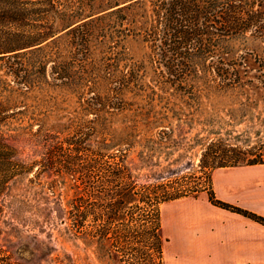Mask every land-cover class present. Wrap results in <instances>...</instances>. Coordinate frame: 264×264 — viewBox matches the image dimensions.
Listing matches in <instances>:
<instances>
[{
    "label": "trees",
    "instance_id": "obj_1",
    "mask_svg": "<svg viewBox=\"0 0 264 264\" xmlns=\"http://www.w3.org/2000/svg\"><path fill=\"white\" fill-rule=\"evenodd\" d=\"M250 64L256 74L249 73ZM46 91L74 94L85 114H95L101 107L125 110L123 98L128 93L163 95L169 111L176 107L171 98L201 91H241L264 100V0H0V188L17 170L27 172V167L11 163L23 142L39 152V159L32 162L37 163L34 175L46 176L51 169L60 173L66 166L72 173L84 170L81 162L88 150L79 149L84 141L44 133L39 126L23 137L20 125L12 121L15 114L25 113L19 97L21 102L32 92ZM153 105L142 104L147 109ZM260 114L263 129L255 132L258 137L252 144L211 140L202 151L207 158L202 166L264 164V110ZM67 128L74 134L79 130L76 123ZM131 153L126 148L102 158L95 154L82 172V185L74 186V198L65 211L76 235H89L83 223L97 210L109 223L127 204L144 202L161 264L158 205L199 193H205L211 204L264 226L263 216L216 199L210 177L207 188L140 184L145 199L135 198L136 183L127 164ZM89 168L96 171L94 179ZM97 178L101 184L94 183ZM88 196L95 201H87Z\"/></svg>",
    "mask_w": 264,
    "mask_h": 264
},
{
    "label": "rangeland",
    "instance_id": "obj_2",
    "mask_svg": "<svg viewBox=\"0 0 264 264\" xmlns=\"http://www.w3.org/2000/svg\"><path fill=\"white\" fill-rule=\"evenodd\" d=\"M247 69L249 73H257L253 64ZM20 99L18 105L25 113L15 114L12 121L20 125L23 137L39 126L44 133L57 132L65 138L73 135L76 142L78 139L84 141L79 147L88 150L81 162L83 171L92 163L95 154L102 158L115 149L132 151L127 164L134 176L137 199H145L140 195L143 191L140 184L161 182L181 187L186 183L207 188L213 168L202 166L207 159L202 151L209 141L250 145L258 137L255 132L263 129L258 115L264 110V100H255L241 91L229 94L201 91L180 98L176 96L170 99L176 103L174 112L164 107L165 96H150L148 92L135 96L128 93L123 98L128 106L125 110L101 107L95 114H85L76 96L66 92H32L21 102ZM147 101L156 105L147 109L142 106ZM70 123L78 125L77 133L67 128ZM129 130H132V137L127 134ZM159 134L163 138H159ZM151 150L150 158L145 160ZM14 155L11 163L27 167V172L19 174L17 170L0 188V264H160L144 202L132 201L120 209L119 218L109 223L104 212L97 210L83 223L89 235H76L65 211L74 198V186L82 185L79 180L83 171L72 173L66 166L60 173L51 169L46 171V176L34 175L37 163L32 162L39 159V152L37 147L26 142L16 147ZM88 175L94 179L95 169L89 168ZM250 176L264 179V168L252 171ZM98 181L99 178L94 183ZM259 197L264 201V189ZM92 198L88 196L86 200L95 201ZM263 201L254 207L264 209ZM171 207L170 202L158 205L161 264L234 263V259L209 257L203 250V243L193 254L171 246L168 239ZM253 257L257 264L264 261V254L258 251Z\"/></svg>",
    "mask_w": 264,
    "mask_h": 264
},
{
    "label": "crops",
    "instance_id": "obj_3",
    "mask_svg": "<svg viewBox=\"0 0 264 264\" xmlns=\"http://www.w3.org/2000/svg\"><path fill=\"white\" fill-rule=\"evenodd\" d=\"M261 168L264 164L213 169L210 186L214 197L264 217V209L254 207L263 201L259 195L264 189V179L250 176L252 171ZM168 202L172 206L168 239L176 249L193 254L203 243V250L209 257L234 259L232 264H257L253 257L255 253L264 254V226L211 204L205 193Z\"/></svg>",
    "mask_w": 264,
    "mask_h": 264
}]
</instances>
